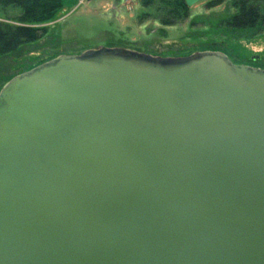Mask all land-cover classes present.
<instances>
[{"label": "water", "instance_id": "1", "mask_svg": "<svg viewBox=\"0 0 264 264\" xmlns=\"http://www.w3.org/2000/svg\"><path fill=\"white\" fill-rule=\"evenodd\" d=\"M0 264H264V70L113 48L14 76Z\"/></svg>", "mask_w": 264, "mask_h": 264}, {"label": "rangeland", "instance_id": "2", "mask_svg": "<svg viewBox=\"0 0 264 264\" xmlns=\"http://www.w3.org/2000/svg\"><path fill=\"white\" fill-rule=\"evenodd\" d=\"M189 9L186 21L162 28L151 20L137 22L136 14L143 11L137 0H69L50 21L22 24L18 21L22 11L3 7L0 1L1 24L46 29L39 41L0 56V90L14 76L58 56L113 48L162 58L218 52L233 64L264 70V24L250 29L229 26L224 21L234 10L226 2L208 10L202 3ZM198 16L203 20L192 25Z\"/></svg>", "mask_w": 264, "mask_h": 264}, {"label": "trees", "instance_id": "3", "mask_svg": "<svg viewBox=\"0 0 264 264\" xmlns=\"http://www.w3.org/2000/svg\"><path fill=\"white\" fill-rule=\"evenodd\" d=\"M3 7L13 6L22 13L18 21L24 23H44L54 18L69 0H0ZM143 11L137 16V22L154 21L160 27H173L186 21L190 16V9L185 0H137ZM226 2L227 8L234 13L224 21L229 26L238 29H250L264 24V0H210L204 7L211 9ZM228 10V11H229ZM203 20L198 16L190 23ZM46 34L44 28L29 26H11L0 23V56L8 55L23 45L39 41ZM12 79V78H11Z\"/></svg>", "mask_w": 264, "mask_h": 264}, {"label": "crops", "instance_id": "4", "mask_svg": "<svg viewBox=\"0 0 264 264\" xmlns=\"http://www.w3.org/2000/svg\"><path fill=\"white\" fill-rule=\"evenodd\" d=\"M185 2L187 3V5H197V4H201L204 6L207 2H204L203 0H185Z\"/></svg>", "mask_w": 264, "mask_h": 264}]
</instances>
